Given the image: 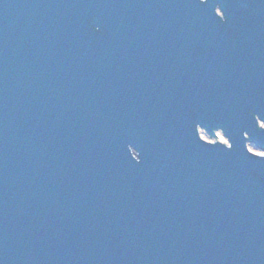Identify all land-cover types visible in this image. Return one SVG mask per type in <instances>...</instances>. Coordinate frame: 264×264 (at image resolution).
Instances as JSON below:
<instances>
[{
  "label": "water",
  "instance_id": "obj_1",
  "mask_svg": "<svg viewBox=\"0 0 264 264\" xmlns=\"http://www.w3.org/2000/svg\"><path fill=\"white\" fill-rule=\"evenodd\" d=\"M259 121L264 0H0V264H264Z\"/></svg>",
  "mask_w": 264,
  "mask_h": 264
},
{
  "label": "bare ground",
  "instance_id": "obj_2",
  "mask_svg": "<svg viewBox=\"0 0 264 264\" xmlns=\"http://www.w3.org/2000/svg\"><path fill=\"white\" fill-rule=\"evenodd\" d=\"M202 135H203V137L209 139L208 136H206L204 133ZM218 135L220 137V140L225 141L224 138L222 137V135L220 133H218ZM256 153L258 154L259 152H256Z\"/></svg>",
  "mask_w": 264,
  "mask_h": 264
},
{
  "label": "snow or ice",
  "instance_id": "obj_3",
  "mask_svg": "<svg viewBox=\"0 0 264 264\" xmlns=\"http://www.w3.org/2000/svg\"><path fill=\"white\" fill-rule=\"evenodd\" d=\"M262 156H264V154H261Z\"/></svg>",
  "mask_w": 264,
  "mask_h": 264
}]
</instances>
